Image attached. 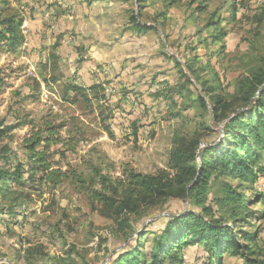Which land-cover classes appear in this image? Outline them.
<instances>
[{"label":"rangeland","instance_id":"obj_1","mask_svg":"<svg viewBox=\"0 0 264 264\" xmlns=\"http://www.w3.org/2000/svg\"><path fill=\"white\" fill-rule=\"evenodd\" d=\"M108 1V23L95 43L86 29L71 24L58 34L57 45L28 52L21 0H0V30L9 18L21 22L15 48L0 42V72L8 84L0 95V130L19 126L0 139V168L12 172L19 162L28 163L23 142L44 120L66 124L61 135L74 148L51 149L55 167L68 175L61 185L38 186L34 179L18 181L11 191L2 187L0 264H116L146 232L143 238L152 241L167 217L190 212L258 234L248 251L224 253L221 264H264V201L257 197L264 194V177L248 184L217 176L202 195L193 190L132 216L126 231L94 211L86 191L92 182L99 188L100 174H171L170 157L181 139L199 142L198 167L208 148L228 146L226 122L216 121L211 99L233 102L232 116L249 109L244 94L264 75V0ZM65 37L72 44L62 52ZM230 188L244 194L240 212L247 224L221 205ZM183 258L185 264L209 262L202 245L184 248L177 259Z\"/></svg>","mask_w":264,"mask_h":264},{"label":"trees","instance_id":"obj_2","mask_svg":"<svg viewBox=\"0 0 264 264\" xmlns=\"http://www.w3.org/2000/svg\"><path fill=\"white\" fill-rule=\"evenodd\" d=\"M15 21L14 18H9L5 23L7 27L0 30V42H6L12 49L19 43L16 33L21 26L20 21ZM254 81L259 86L254 88V91L249 90L244 94L247 96L246 107H249L246 112L232 116L233 102H227L221 96H214L211 99L216 121L226 122V140L229 142L227 147L208 148L206 155L201 156L202 164L198 167L199 142L181 139L170 157L171 174L161 172L156 176H146L126 170L116 179L100 174L97 182L99 188H94L92 182L86 189L93 210L116 222L120 231H126L131 227L132 216H139L145 210L169 199H185L193 195V190L202 195L207 184L217 176L237 179L248 184L264 177V167L260 166L264 156V88H261L264 84V75L255 77ZM7 87L6 79L0 72V95ZM81 89L76 86L72 88L78 92H81ZM18 127L0 130V139ZM65 128L66 124L55 126L48 120L34 126L30 136L23 142L25 151L29 153L28 163L19 162L12 172L0 168V193L4 190L2 187L11 191L15 184L22 180L27 182L35 179L38 186L53 188L67 180V173L61 168H56L51 160V149L54 146H62L65 151L74 149L70 144L71 138H64L61 135ZM254 191L259 193L257 189ZM224 193L222 207H231L232 218L236 222L239 221L237 223L247 224L248 222L243 219L244 212H240L246 205L244 194L231 188ZM257 197L264 201V194ZM196 203H202L201 196L196 198ZM204 211L211 213L209 208H205ZM166 221L165 227L159 234L153 235L152 241L143 238L148 235L146 232L133 246L132 244L127 246L118 256L116 264H167L173 261L185 264L184 258L177 259L178 253L184 248L200 245L209 254L208 264H212V258L216 260L215 264H221L224 253L239 255L244 249L248 251L249 244L258 238V234L242 230L243 226L240 230L229 229L223 227L220 221L208 220L193 212L183 216L167 217ZM241 239L247 244H241L239 242Z\"/></svg>","mask_w":264,"mask_h":264},{"label":"crops","instance_id":"obj_3","mask_svg":"<svg viewBox=\"0 0 264 264\" xmlns=\"http://www.w3.org/2000/svg\"><path fill=\"white\" fill-rule=\"evenodd\" d=\"M64 1H66V5H63ZM71 1L75 2L73 7L70 4L72 3ZM21 5V8L25 11L22 30L26 39L24 48H27L28 52L33 49H37L36 52H41L43 47L57 45L56 37L64 29L69 31L71 24H75L79 30H82V27L84 30L86 29L89 32L87 37L94 39L95 43L96 34H99L100 30L105 29L108 23L106 19L110 11L108 0H21ZM66 7L75 12V16L70 14L71 11H68L65 16L58 18V14L64 13V8ZM85 15L87 24L81 21V19L85 18ZM69 44L71 46L72 43L65 37L61 42L62 52L68 51L67 47ZM89 67L91 68V66ZM76 70L75 68L74 70L72 69L73 75L76 74ZM87 75L85 76V83L90 85L94 81L92 77ZM75 78L81 80L79 77L75 76Z\"/></svg>","mask_w":264,"mask_h":264}]
</instances>
